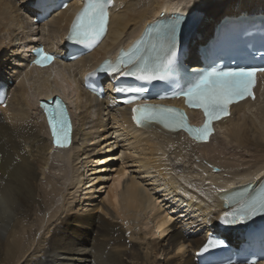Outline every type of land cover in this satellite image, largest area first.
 Instances as JSON below:
<instances>
[{"label": "bare ground", "instance_id": "obj_1", "mask_svg": "<svg viewBox=\"0 0 264 264\" xmlns=\"http://www.w3.org/2000/svg\"><path fill=\"white\" fill-rule=\"evenodd\" d=\"M244 1L114 0L97 48L74 62L38 68L29 64L30 51L38 43L60 47L78 0L40 27L33 21L35 0H0V81L8 85L2 71L9 57L21 63L7 75L15 85L0 106V264H196L195 252L227 211L220 190L256 186L264 173V73L258 96L232 105L207 142L155 125L136 128L127 107L115 106L109 91L101 100L85 92L80 77L148 20L195 8L200 25L187 43L194 69L201 65L196 43L212 30L207 23L264 12V0ZM70 68L73 96L62 88ZM55 95L72 111L66 149L51 145L39 107ZM229 145L235 149L223 154ZM226 236L233 241L238 234Z\"/></svg>", "mask_w": 264, "mask_h": 264}, {"label": "snow or ice", "instance_id": "obj_2", "mask_svg": "<svg viewBox=\"0 0 264 264\" xmlns=\"http://www.w3.org/2000/svg\"><path fill=\"white\" fill-rule=\"evenodd\" d=\"M111 3V0H90L84 10L78 15V23L73 25V32L69 39H75L77 42H84L93 36H100L106 26V13L103 4ZM176 22L165 28L166 48L163 55L150 57L141 54V50L136 48L130 55L129 64L131 67L122 75L135 76L137 72L141 75L137 79L151 82L153 80L165 81L172 77L174 73V64L176 56ZM45 60L51 57L44 53H39ZM123 55V54H122ZM41 63L40 59L35 61ZM104 70V69H102ZM257 71L264 72V68H228L217 69L215 67L203 71H194L185 86H180L174 95L185 97L189 106L197 107L203 110L205 122L201 128L193 129L184 123L183 113L174 109L157 108L156 106L143 105L133 109V120L140 125L142 122L151 124L160 123L170 130L184 128L187 132L194 135L197 139L207 140L211 131L209 124L212 120L219 119L221 115H227L229 104L247 95H251L250 87L253 83L254 74ZM120 91V89H117ZM48 123L51 128L54 143L64 147L65 141L69 140L71 125L66 115V110L59 101L56 106L47 111ZM264 213V194L252 196L247 202L243 203L238 211L229 220L225 217V223L238 222L236 216L240 217L242 222L245 219H251L252 216ZM210 243L205 245L202 250H207Z\"/></svg>", "mask_w": 264, "mask_h": 264}, {"label": "rangeland", "instance_id": "obj_3", "mask_svg": "<svg viewBox=\"0 0 264 264\" xmlns=\"http://www.w3.org/2000/svg\"><path fill=\"white\" fill-rule=\"evenodd\" d=\"M240 1H243V2H245L244 0H240ZM240 3V2H239ZM230 4H228V5H226L224 8H228V6H229ZM235 5H237V4H235ZM209 11H211L212 13H213V11L212 10H209ZM217 13H218V11H217ZM223 14H225V13H223ZM224 16V15H223ZM222 17V16H221ZM220 17V18H221ZM219 18V19H220ZM218 19V20H219ZM47 20V19H46ZM45 19L44 20H42V21H40V22H37L36 23V27L39 25V27H40V25H41V23H43V22H45L46 21ZM217 21V20H216ZM215 21V22H216ZM212 22V21H211ZM214 22V23H215ZM35 23V22H34ZM214 23L212 22V26L209 24V23H207L206 24V28H207V30H209V32H210V30L212 29V27H213V25H214ZM200 24L198 23L197 24V26L196 27H198ZM38 29H40V28H38ZM201 29H202V26H201ZM42 31V30H41ZM45 32V31H44ZM39 35H40V32H39V34L36 36V40L35 41H37V39L39 38ZM43 38V37H42ZM42 38H40L39 39V41H41V39ZM202 39H204L203 37H202ZM39 44V43H38ZM19 52H22V50L21 49H19L18 50ZM27 51H29V50H27ZM28 53V52H27ZM14 57H9V60H8V62L6 61V63H8V65H6V66H8V69H6V68H4L5 70H6V72H4V71H2L3 72V75H6V77H5V79L7 80V82H8V85H9V87L10 88H12L14 85H15V80H13V79H11V78H9L7 75H10L11 74V71L13 72L14 71V68H19L20 66H19V64H21L20 62H18V63H16L14 60H12ZM2 60H3V58H2ZM2 60H0V64L1 63H3V61ZM12 61H14L13 63H12ZM190 63H192V62H190ZM2 65V64H1ZM56 65H61V64H56ZM14 66V67H13ZM5 67V66H4ZM9 67H11L10 68V70H9ZM60 68V66L58 67V66H56V71H58V69ZM13 69V70H12ZM9 70V71H8ZM69 71V72H68ZM8 72V73H7ZM66 72V74H65V81H64V84H63V91L66 93V94H68L69 96L71 95V96H73V94H74V80H73V69L72 68H70V69H68L67 71H65ZM12 75V74H11ZM11 75H10V77H11ZM51 85H53V84H51ZM60 89H61V87H60ZM72 99H73V97H72ZM219 140H220V138H218L215 142H214V146H217V145H219L220 143H219ZM228 147H229V149H235V147H233L232 148V146L231 145H229V146H227L226 148H224V150H223V154H227V151H230L229 149H228ZM228 149V150H227ZM117 150V149H116ZM118 151V150H117ZM111 152V151H110ZM118 153V152H117ZM223 155H220V157H222ZM225 157H227V155H225ZM229 158H231V157H229ZM111 166H113V165H111ZM94 175H96V174H94ZM93 175V176H94ZM108 176V175H107ZM109 182L110 181H106V183H104V185H109ZM103 185V186H104ZM106 186H104L103 188H105ZM99 195H100V197H103L104 196V192L102 193H99ZM98 196V195H97ZM97 198V197H96ZM89 207V206H88ZM90 207H91V205H90Z\"/></svg>", "mask_w": 264, "mask_h": 264}]
</instances>
